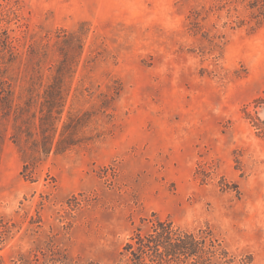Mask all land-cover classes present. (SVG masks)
I'll list each match as a JSON object with an SVG mask.
<instances>
[{
  "label": "rangeland",
  "instance_id": "rangeland-1",
  "mask_svg": "<svg viewBox=\"0 0 264 264\" xmlns=\"http://www.w3.org/2000/svg\"><path fill=\"white\" fill-rule=\"evenodd\" d=\"M249 2L0 0V264H133L127 243L156 219L264 264V21ZM63 60L76 145L37 161Z\"/></svg>",
  "mask_w": 264,
  "mask_h": 264
},
{
  "label": "trees",
  "instance_id": "trees-1",
  "mask_svg": "<svg viewBox=\"0 0 264 264\" xmlns=\"http://www.w3.org/2000/svg\"><path fill=\"white\" fill-rule=\"evenodd\" d=\"M248 6L255 11L254 22L260 26L264 21V0H251ZM1 47L11 56L19 55L9 36L1 41ZM59 64V76L54 79L56 83L47 87L41 97L44 109L41 111L42 117L39 118L40 125L37 131L41 140L35 141L37 144H34V150L38 154L37 161H42L54 151L61 153L64 149L76 145L72 136L68 135L71 116L67 121L62 122L60 128L69 92L68 89L66 91V75L71 69L65 60ZM14 131L17 133L16 128ZM34 158L35 160L25 161V169L31 162H37L36 157ZM125 251L131 255L133 264H229L231 262L226 246L210 228L188 231L176 226L170 220L161 219L154 221L148 233L138 232L127 243Z\"/></svg>",
  "mask_w": 264,
  "mask_h": 264
}]
</instances>
